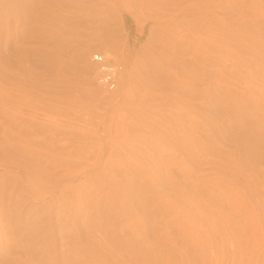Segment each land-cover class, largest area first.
Here are the masks:
<instances>
[{
	"label": "rangeland",
	"instance_id": "1",
	"mask_svg": "<svg viewBox=\"0 0 264 264\" xmlns=\"http://www.w3.org/2000/svg\"><path fill=\"white\" fill-rule=\"evenodd\" d=\"M245 3L264 24V0ZM134 4L0 0V264L260 263L264 246L252 240L246 248L223 243L220 257L199 249L192 229L201 227L188 218L201 215L197 208L177 215L169 188L218 215L226 201L217 184L264 198V38L230 18L245 49L214 39L205 65L181 52L173 63L154 49L159 24ZM101 52L115 64L113 86L97 83L92 56ZM165 69L203 91L193 109L173 103L160 112ZM5 95L20 107L11 110ZM180 116L203 128H182ZM156 125L173 129L174 141ZM247 145L254 157L241 153Z\"/></svg>",
	"mask_w": 264,
	"mask_h": 264
},
{
	"label": "bare ground",
	"instance_id": "2",
	"mask_svg": "<svg viewBox=\"0 0 264 264\" xmlns=\"http://www.w3.org/2000/svg\"><path fill=\"white\" fill-rule=\"evenodd\" d=\"M122 1H125L126 3H131V2L135 3L137 7H141L147 9V11H150L149 18L157 22L162 30V36H161L162 44L158 45L156 48H154L153 46L152 47L155 49V51H158L161 54V56H163L165 59L173 63L180 62L178 54L181 52L183 54L184 53L191 54L195 62L203 63L205 65L212 58L210 57V52H211L210 46L212 47V45H214V39L217 42H221L223 47L226 48L245 49L247 45L245 44L243 38L242 37L237 38L232 32H230V30L227 27V20L230 18H235L236 20L239 21L241 20L240 22H237L238 24L237 28L240 29L243 33L246 32L252 34L255 36L256 39L257 38L260 39L261 37L264 38V27H262L264 26V24H261V22L257 19L249 17L250 13H248L246 10L247 5L245 3V0H122ZM237 5H240V8L233 9V7ZM243 21H247V22L249 21V23L244 24ZM101 54L102 55L104 54L103 56L105 57L109 53L101 52ZM159 56L160 55L158 54V57ZM180 70L183 71V69ZM186 70L187 68L184 69V72ZM159 71H162V69ZM166 71H168V69ZM175 71L174 70L170 71V73L168 71L169 74L165 79L164 90L166 92V95H165V101L162 104H160L159 107L161 108L162 106L163 108V109L161 108L160 110L161 113L165 112L163 105L172 106L173 103L177 108L181 107L182 103H183V107L185 105L187 107L192 108L194 106L193 100H195L203 92V91L202 92L197 91L190 82L186 80H181L182 78L180 79L178 77V74L176 73L177 71L176 72ZM181 73L182 72H179V74ZM188 74L189 73H186V77L188 76ZM1 98L2 101L5 100L4 102L11 110L19 106V105L15 106L16 102L12 104L11 99H9V97L7 98L6 95ZM157 98L154 97L150 100L155 101ZM175 100H178L179 105L176 104ZM151 106L156 108L159 105L154 103H152L151 105L150 103V107ZM179 119H180L179 125H181L182 128L188 126L192 131H197L199 128L200 129L203 128V126H200L197 123V121L193 119H187L182 116H180ZM178 128L180 129V127ZM151 129H153L154 131H163L164 134L162 136L164 137L166 136L167 139L174 141L173 136L169 132V131L174 132L173 129L167 131L162 126L157 128V125L155 127H152ZM176 132H178L177 134H179V131ZM175 146L180 148L181 143L179 141H176ZM253 150H254L253 147L247 145L241 148V153H243L247 157H254ZM141 156L143 157L144 161L152 167L155 173H157L160 170L155 159L150 160L149 157L147 156L144 155ZM173 157L176 159L175 156ZM169 158L172 159V156H170ZM192 177L193 175L191 172L186 173L187 180H189L190 178L192 179ZM217 186L218 187H215L214 190H217V192L222 197H224L226 201V203H222V206H218L217 210L221 212L220 215H218L219 213L217 211L215 212L212 210L209 211V209L205 207V205L201 204L197 199H195V197L186 194L184 191L174 188L172 189L169 188L171 193H173L175 197H178L179 200L178 202L174 203V210L177 215L180 214L182 210L184 211L191 210L192 208H197L198 213L201 215L200 217L191 216L190 218H188V221L190 223L189 226L191 228H195L197 224H199V227H201L202 232L192 229L193 230L192 239L195 245L199 247V249L201 250L207 249L208 252L206 253L209 252L215 253L217 256L223 255V252L225 250V249L223 250V246H224L223 243H227V242L229 243V241L232 243L233 240H236L237 242L236 244L242 245L244 243V247L245 244L247 245L248 242H250L251 240L253 241L252 245L255 248L264 246V198H261L258 195L254 196L250 193L240 194L234 192L235 194H231L232 189L230 187L223 186V184L222 185L217 184ZM201 220L203 222H200ZM227 231H229L231 235H227L228 234L226 233ZM232 235L233 237H231ZM254 247L253 248L251 247L253 251H254ZM228 252H230V250H228L227 253ZM225 253L226 252H224V254ZM232 253L234 252L232 251L231 254L230 253L229 254L232 255ZM258 253L259 252H257V255L260 257ZM262 253H264V251L260 252L261 257L264 258V255H262ZM248 254L249 253H247V255ZM240 255L241 254H239V256ZM205 256H209V254ZM261 257L259 264H261L262 262ZM234 258L233 260L235 261ZM235 263L237 264V262ZM242 264H247V263L245 262Z\"/></svg>",
	"mask_w": 264,
	"mask_h": 264
},
{
	"label": "built area",
	"instance_id": "3",
	"mask_svg": "<svg viewBox=\"0 0 264 264\" xmlns=\"http://www.w3.org/2000/svg\"><path fill=\"white\" fill-rule=\"evenodd\" d=\"M104 55V54H103ZM101 53H95L92 56L93 61L99 68L97 83L101 86H113L116 76L115 64L112 59H106Z\"/></svg>",
	"mask_w": 264,
	"mask_h": 264
}]
</instances>
